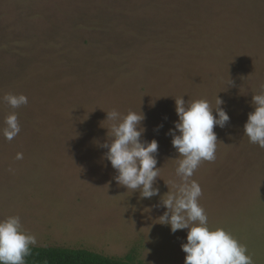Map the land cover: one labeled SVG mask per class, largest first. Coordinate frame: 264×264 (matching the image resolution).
Segmentation results:
<instances>
[{"label": "rangeland", "instance_id": "374dc122", "mask_svg": "<svg viewBox=\"0 0 264 264\" xmlns=\"http://www.w3.org/2000/svg\"><path fill=\"white\" fill-rule=\"evenodd\" d=\"M262 91L264 0H0V220L19 216L35 246L184 264L188 230L159 220L181 183L167 133L175 99L215 109L218 98L230 121L214 127L216 158L191 180L207 226L264 264V148L243 131ZM7 94L28 103L12 109ZM113 110L145 115L142 140L158 142L157 196L117 185L102 159ZM12 112L20 132L9 141Z\"/></svg>", "mask_w": 264, "mask_h": 264}, {"label": "clouds", "instance_id": "9594fccd", "mask_svg": "<svg viewBox=\"0 0 264 264\" xmlns=\"http://www.w3.org/2000/svg\"><path fill=\"white\" fill-rule=\"evenodd\" d=\"M3 100L12 109L28 103L23 94H7ZM222 103L217 98L218 106L213 109L207 100L193 101L189 105L183 97L175 99L178 121L167 135L172 137V146L181 157L176 168L181 183L173 182L177 190L166 194L167 199L162 201V205L167 211L159 220L161 224L170 226L173 234L178 230H188L186 243L181 245L186 254L184 264H253L252 258L246 254V246L224 229L211 230L207 226L208 217L199 205L201 187L191 180L203 161L216 158L214 127L223 129L230 121L227 112L219 107ZM252 105L254 111L248 114L243 126L244 135L250 143L264 148V91L252 97ZM145 119L141 111H130L123 118L115 110L108 112L106 120L113 122L110 129L112 138L100 147L107 149L102 159L109 162L115 171L113 179L117 185L134 192L139 190L142 198H152L159 194V189L154 187L160 173V168L156 167L158 142L155 139L151 142L142 140L145 132L142 122ZM4 123L3 135L11 141L20 132L17 114H9ZM21 158L22 154H17V159ZM36 243V238L23 230L19 216L0 220V264H25V258Z\"/></svg>", "mask_w": 264, "mask_h": 264}, {"label": "trees", "instance_id": "16d2710c", "mask_svg": "<svg viewBox=\"0 0 264 264\" xmlns=\"http://www.w3.org/2000/svg\"><path fill=\"white\" fill-rule=\"evenodd\" d=\"M25 264H142L135 263L131 257L114 258L85 248H66L55 246L31 247V254Z\"/></svg>", "mask_w": 264, "mask_h": 264}]
</instances>
